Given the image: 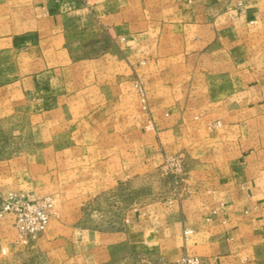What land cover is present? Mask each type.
Instances as JSON below:
<instances>
[{"label": "crops", "instance_id": "obj_1", "mask_svg": "<svg viewBox=\"0 0 264 264\" xmlns=\"http://www.w3.org/2000/svg\"><path fill=\"white\" fill-rule=\"evenodd\" d=\"M4 130L0 196L58 218L30 251L7 218L0 264H264V0H0Z\"/></svg>", "mask_w": 264, "mask_h": 264}, {"label": "rangeland", "instance_id": "obj_2", "mask_svg": "<svg viewBox=\"0 0 264 264\" xmlns=\"http://www.w3.org/2000/svg\"><path fill=\"white\" fill-rule=\"evenodd\" d=\"M132 86L136 90V92L138 93V95L140 97V102L142 104V109L145 110L146 109V104H145L146 101H145V93H144L143 89L140 88V86H139V84L137 82H135ZM0 134L4 136L5 134H8V132L4 130V131H0ZM167 158L168 159L173 158V161L170 160L168 163H166L165 159H167ZM176 160L179 161V163H180V169L178 171H176V169H175ZM183 166H184V163H183V157H182L181 154L164 156L163 163L161 164V166H159L157 168V173H156L157 174V179L153 180L151 182L152 184L150 185V188L152 189V191H153L154 188H157L156 190H154L157 193L149 195L148 198L164 199V198H166L168 196L167 195L168 192L165 189V187L169 186L170 191H172L175 187H181L180 180L182 178L181 176H182L183 171H184L183 170ZM168 171H170V172H168ZM10 196L16 197V198H22V199H30V200H43L45 198L49 199V201L51 203V208H49V210H48V213H49L48 223H49V221L51 219L58 218L57 217L58 211H57L56 205H55L56 204V197L52 193L45 194L43 196L38 197V196L30 195V194L14 193V191H9L5 195L0 196V206ZM7 218H11L12 219V222H13L12 223V227L14 228V231H13L14 233L13 234L16 236V239H17L16 240L17 248L18 249H23L24 251H27V250L30 251V244L33 241H35L36 239H38L45 232V230L47 228V226H46V228H45V230L43 232L39 233L33 239L29 238L26 244H22L18 240V234H17V230H16L15 225H14L13 214H11V213L4 214L3 218L0 220V231H1L2 224L7 220ZM3 250L5 252V251H7V248H4ZM183 253H186V252H183ZM183 253H181V254H183ZM177 258H175L174 260H176ZM161 262H172V261H166V260H162V259H149V258H142L141 260H139V264H158V263H161ZM10 264H30V255H28L27 258L13 259V260H11Z\"/></svg>", "mask_w": 264, "mask_h": 264}, {"label": "built area", "instance_id": "obj_3", "mask_svg": "<svg viewBox=\"0 0 264 264\" xmlns=\"http://www.w3.org/2000/svg\"><path fill=\"white\" fill-rule=\"evenodd\" d=\"M165 160L168 163L170 160L173 161V158ZM175 169L176 171L180 169V163L177 160ZM49 208H51V203L46 198L43 200H30L10 196L0 206V220L6 213L13 214L18 240L20 243L26 244L29 238L33 239L45 230L49 220ZM158 264H204V262L197 256L183 253L172 262Z\"/></svg>", "mask_w": 264, "mask_h": 264}]
</instances>
